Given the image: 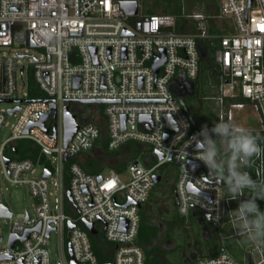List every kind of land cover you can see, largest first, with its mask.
<instances>
[{"label": "built area", "instance_id": "2783aa9c", "mask_svg": "<svg viewBox=\"0 0 264 264\" xmlns=\"http://www.w3.org/2000/svg\"><path fill=\"white\" fill-rule=\"evenodd\" d=\"M124 1L134 0H0V102L15 104L0 109V173L6 182L5 186L0 182V206L11 213L0 216V264H53L52 233L59 239L57 264L72 260L99 264L91 239L99 232L114 246L110 263L147 264L145 249L137 241L140 210L167 161L178 168L174 185L178 214L210 215L216 226L231 225L228 212L239 200H228L224 186L197 159L193 138L200 129L172 86L176 78L197 79L202 58L199 40L217 39L214 59L220 82L217 94L209 98L216 103L218 121L234 122L235 110L249 104L259 119V126L249 129L264 137V0H219L214 16L231 18L233 33L220 29L209 33L206 24L211 16L202 12L187 15L197 21L195 31L187 30L192 28L188 24L178 29L176 17L168 13L146 14L133 23L129 18L139 16L141 4L137 0L138 13L128 15ZM162 49L166 60L156 73L153 64L163 55ZM32 81L46 99L28 98ZM77 104L92 106L86 112ZM66 106L78 122L67 144ZM46 114L42 127L37 123ZM144 115L151 119L142 120ZM167 116L174 119L176 130L169 127ZM5 127L9 134L1 137ZM101 139H106L109 150L133 142L150 144L155 153L151 158L158 161L134 159L122 173L111 168L108 174L96 176L75 159L84 151L99 149ZM21 141L37 149L33 157L18 155ZM248 171L254 178L264 175V159ZM13 184L27 186L34 200L33 215L27 210L20 217L12 213L3 195ZM218 195L224 199L217 203ZM129 200L132 203L126 206ZM86 222L93 223L96 234ZM7 223L8 235L2 243ZM202 260L239 264L225 246L213 256L183 264Z\"/></svg>", "mask_w": 264, "mask_h": 264}, {"label": "rangeland", "instance_id": "374dc122", "mask_svg": "<svg viewBox=\"0 0 264 264\" xmlns=\"http://www.w3.org/2000/svg\"><path fill=\"white\" fill-rule=\"evenodd\" d=\"M167 1V0H165ZM173 9H178L181 11L179 14L173 12V10L169 11L170 14H173L177 20V28L179 29L181 25L188 24L193 25L194 29H196L197 21L188 18L187 15H192L196 12H202L204 14H208L209 17L207 22V30L209 33H212L214 30L212 27L219 26L221 33H233L235 32V27L233 20L231 18H220L217 19L214 17L219 7V0H173ZM141 4V11L139 16L130 17V21L136 23L142 16L151 13V11L146 10L147 6H154V4H159L160 0H139ZM177 7V8H176ZM192 28H187V30H191ZM207 41V40H205ZM209 45V61L210 66L204 64L205 67H202L199 76L197 77L198 83V103L200 107H193L194 111H196V126L201 130L203 124L201 121H205L209 128H211L214 123L218 122L217 111H216V103L210 99L205 98L216 95L218 90V84L220 80L216 78V74L212 73V70L216 68L215 62V52L218 47L217 39H208L207 41ZM32 58L29 56L28 59ZM204 63V62H203ZM44 92H39L40 95H43ZM191 103V102H190ZM15 104L13 102H0V109H10ZM81 108L88 109L90 111V107L85 104H79ZM103 111L105 106L102 105ZM10 121L14 122L15 117L10 116ZM234 124L243 125L247 128H255L259 126V119L256 111L252 108L251 105L246 104L245 108L235 110V119ZM9 127H5L1 132V137H5L9 134ZM104 142H107L104 139ZM107 144V143H106ZM139 145L135 146L136 154L133 156V159H139L142 162L149 160V162L158 161L152 159L151 157H155L154 150L152 149L150 144L147 143H138ZM118 150V149H117ZM116 150V151H117ZM23 154L22 151H19L18 155L21 156ZM123 160H127L126 153L119 151L116 154L109 155L100 149L88 150L81 153V155L75 159V161L79 162L82 166L88 162L89 168L87 171L97 175H106L113 168V164L119 163ZM91 168H93L91 170ZM177 165L172 161H167L160 168L159 172L163 175L162 180L157 183L153 191L150 195V198L147 203L143 205L141 209V235L144 233H149L150 227L148 226L149 219L152 222H160V229L158 228L156 231L157 234H160L161 237L165 240H172L173 244H176V251L179 254V248L187 247V249H195L197 243L202 247L201 249L196 248L198 256L201 255H211V252H215V254L219 251L221 246H225L227 250L230 252L231 256L239 263V264H250L251 262L257 264L256 262L260 259L259 256H256L250 250L245 248H240L234 245L233 236H229L232 233L231 225L227 226H216L209 220L206 216L202 214L193 215L192 212L186 216H181L178 214L173 190L170 189L166 181L164 180L167 173L172 174L173 172L177 173ZM41 166L37 168V173L40 174ZM177 175V174H176ZM0 182L2 186L6 185V182L0 173ZM4 199L7 202L9 208L15 217L24 216L26 210L29 214H34V200L28 192V188L26 185H18L13 184L10 185L8 191L4 192ZM264 203V201H262ZM71 215L74 213L70 212ZM201 218H203V222H201ZM11 219V223L13 222ZM10 223V222H9ZM9 223L5 226L4 229V241L5 243L8 230ZM207 226L208 229L212 231L211 238H205L203 235L202 228ZM96 240L95 244L102 249H105L108 246V242L104 238V234L99 232L95 236ZM50 251L52 256V263L57 264L61 258L60 247H59V239L56 233L51 234L50 238ZM138 241L143 246L146 252L147 264H156V261L153 258V255L156 254L159 249L155 246L148 249L141 242V236H138ZM178 245V246H177ZM172 254V253H171ZM177 254V255H178ZM173 255V254H172ZM176 263L184 262L183 258L177 256ZM251 261V262H250Z\"/></svg>", "mask_w": 264, "mask_h": 264}, {"label": "clouds", "instance_id": "9594fccd", "mask_svg": "<svg viewBox=\"0 0 264 264\" xmlns=\"http://www.w3.org/2000/svg\"><path fill=\"white\" fill-rule=\"evenodd\" d=\"M193 139L197 159L224 186L227 199L239 200L228 212L234 245L250 250L260 257L258 264H264V210L258 203L264 201V175L254 178L248 171L258 159H264V137L230 120H219L211 128L202 126ZM220 199L224 197L218 195L217 203ZM220 220L217 215L215 222ZM201 264L209 261L202 260Z\"/></svg>", "mask_w": 264, "mask_h": 264}, {"label": "trees", "instance_id": "16d2710c", "mask_svg": "<svg viewBox=\"0 0 264 264\" xmlns=\"http://www.w3.org/2000/svg\"><path fill=\"white\" fill-rule=\"evenodd\" d=\"M173 2H174L173 0H167V1L160 0V3L159 4H154V6L153 5L152 6H147L146 10L151 11V13H148V14H152V13H168V14H170L169 11H171V10H173V12H176V14H179L181 11L179 10V8L178 9H173V7H172L173 6ZM191 27H192V29L189 30V31H195L194 26L192 25ZM205 40L208 41L207 38H203V39H200L199 40V44L206 51V56L204 58H201L200 71H201L202 67H205L204 64L207 65L208 67L211 64L210 61H209V59H208V57H209V45H208L207 41H205ZM200 71H199V73H200ZM216 94H217V92H216ZM28 98L29 99H46V96H44V95L42 96V95H40L38 93V90H37V88H36V86H35V84L33 82L32 83V87H31L30 91L28 92ZM235 100L240 101V100H242V98L237 97V98H235ZM85 105L86 106H89L90 108L92 106L90 104H85ZM77 106L80 107L79 104H77ZM81 109H83V108H81ZM83 110L86 111V112H88V109H83ZM87 119L88 120H92L93 119V116H91V115L88 114ZM195 126H196V124H195ZM136 145H139V144L137 142L128 143V144L122 146L120 149H118L116 151V150H109L107 148L106 142H104V139H101L98 142L99 149L101 151L109 154V155L116 154L119 151H122V152H125L126 153L127 160H123V161H121L119 163H116V164H113L112 165L113 166V169L115 171L119 172V173H122L126 169L128 163L131 160H134L133 159V156L136 154V150H135V146ZM19 147H20V150L19 151H22L23 152V154L21 155V157H25V156L33 157L36 154V152H37V149L35 147H33L32 144L30 142H28V141H21L19 143ZM84 167L86 169H88L90 167L89 164H88V162L84 164ZM92 169L93 168H91V170ZM173 195H174V192H173ZM174 201H175V205H176L175 196H174ZM258 203L260 204L261 209L264 210L263 202L262 201H258ZM143 205L141 206V209L143 208ZM140 212H141V210H140ZM141 222H142V217H141ZM81 225H82V227H84V225L82 223H81ZM148 226L150 227L149 233H145V234L143 233L141 235V232L139 230V235L138 236L139 237L141 236V242H142V244L144 246H146L145 245L146 242H148V243L151 242L152 241V238L156 234V231H155L156 228L153 225V222L151 221V219H149ZM95 236L96 235H92L91 239H92L93 249H94L95 254H96V256H97V258L99 260V264H108V263H110L112 261V252H113V248H114L113 244H111V243L108 242L109 244H108V246L105 249L99 248L95 244V241H97L96 238H95ZM138 243H140V241H138ZM199 244L200 243H197L198 249H201L202 247ZM213 255H215V252H211V255H209V256H213ZM206 256H208V255H201V256H198L197 258L206 257ZM196 259H194V260H196ZM194 260H192V261H194ZM189 262H191V261H189Z\"/></svg>", "mask_w": 264, "mask_h": 264}, {"label": "flooded vegetation", "instance_id": "af4514ba", "mask_svg": "<svg viewBox=\"0 0 264 264\" xmlns=\"http://www.w3.org/2000/svg\"><path fill=\"white\" fill-rule=\"evenodd\" d=\"M212 73L216 74V78H217V68H214L212 70ZM196 81V86H193V80H190L188 78H181L179 81V84H173L172 88H173V92L175 94V96L177 97V99L180 101V103L182 104L183 108L187 111V113L190 115L192 121L194 122V124H196V116L195 113L196 111H194L193 107L196 110V107H200V104L198 103L197 99H198V83L197 80ZM178 85H180V88H178ZM205 98H209V97H205ZM191 102V103H190ZM203 124H206L205 121H201ZM176 172H173L172 174L167 173V175L165 176L164 180L166 181L167 186L173 190L174 192V185H175V180H176ZM201 222H203V218L200 219ZM153 225L155 226L156 230L159 228H161L160 226V222H153ZM203 231V235L205 238H211L212 237V231L210 229H208L207 226H204L202 228ZM161 232V229H160ZM146 247L148 249L152 248L153 246H155L157 249H159V251L153 255L154 260L156 261V264H179L176 263V258L177 256L182 257L184 262H189L192 261L194 259H196L198 257V253L194 250H196V248H198V245L195 246V249H187V247L190 246H185L179 248V254L177 253L176 249V244H173L172 240L168 239L165 240L161 237L160 234H155V236L152 238L151 242H146L145 243ZM178 246V245H177ZM173 255H172V254ZM178 254V255H177ZM251 262V261H250ZM180 263V264H182ZM252 264V262H251Z\"/></svg>", "mask_w": 264, "mask_h": 264}, {"label": "water", "instance_id": "95a60500", "mask_svg": "<svg viewBox=\"0 0 264 264\" xmlns=\"http://www.w3.org/2000/svg\"><path fill=\"white\" fill-rule=\"evenodd\" d=\"M251 1V0H250ZM122 6L123 8L125 9L126 13L128 15H136L139 11V2L137 0H134V1H124L122 2ZM199 49H200V52H201V57L204 58L206 56V51L202 48V46L199 44ZM162 56L161 57H157L155 59V62L153 64L154 66V69L156 71V73L158 72L159 68L161 65H163L165 63V60H166V56H165V50L162 49ZM175 81L179 84V81H180V78H176ZM193 86L195 87L196 86V81L193 80ZM178 88H180V85H178ZM80 102L82 103H100V102H108V100H81ZM52 107H55V105H52ZM14 109H11V112H13ZM49 116V114H46L43 116V118L37 123L39 124L40 126L44 127V122L46 120V118ZM55 117V115H54ZM141 119H151V117L149 115H144L141 117ZM167 120H168V123H169V127L170 128H173V129H177L176 125H175V122H174V119L171 117V116H167ZM64 122H65V143L67 144L69 142V140L71 139V137L74 135L76 129L78 128V122H77V116L76 114H73L69 111V106H66L65 107V116H64ZM29 127L27 128L26 131L29 130ZM159 157L160 158H163V155L162 154H159ZM65 160H67V156H65ZM8 161V159H7ZM194 166V170H196L198 167H199V164H193ZM46 175H50V172H46ZM99 179H101V176H98ZM163 178V175H155V182L156 184L159 183ZM192 191H196L194 190L193 188H190ZM197 192V191H196ZM67 195H68V198L70 200H72V197H71V194L70 192L68 191L67 192ZM130 203H132L131 200H129L125 205H129ZM11 213H9L7 207L5 205H1L0 206V216H10ZM209 220L211 219V216L210 215H207L206 216ZM87 228L90 230V232L92 234H96L97 233V230L95 229L93 223H85ZM73 224H71L72 226ZM126 225L123 224L122 227H125ZM38 229H40V226H38ZM48 233H49V230H48ZM28 235V232L27 234L22 237V239H24L25 237H27ZM14 239L13 238L11 240V245L13 244L14 242ZM69 252L71 253V247L69 246ZM186 263V262H185ZM72 264H76V262L74 260H72ZM108 264H112V263H108Z\"/></svg>", "mask_w": 264, "mask_h": 264}, {"label": "crops", "instance_id": "0c3cea01", "mask_svg": "<svg viewBox=\"0 0 264 264\" xmlns=\"http://www.w3.org/2000/svg\"><path fill=\"white\" fill-rule=\"evenodd\" d=\"M218 14V10H217V12H216V14L215 15H217ZM215 18H217V19H220L219 17H216V16H214ZM212 29L214 30V31H217V29L219 30L220 28H219V26H216V27H212ZM192 214L193 215H196L197 213H195V212H192ZM228 224H225L224 226H227ZM187 263V262H186ZM251 264V263H250ZM252 264H255V263H253L252 262Z\"/></svg>", "mask_w": 264, "mask_h": 264}]
</instances>
